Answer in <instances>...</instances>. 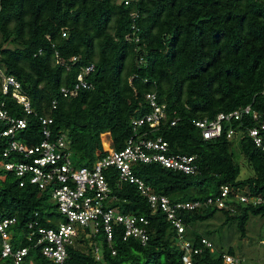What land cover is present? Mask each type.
<instances>
[{"label": "trees", "instance_id": "trees-1", "mask_svg": "<svg viewBox=\"0 0 264 264\" xmlns=\"http://www.w3.org/2000/svg\"><path fill=\"white\" fill-rule=\"evenodd\" d=\"M124 1L0 0V70L21 83L35 113L27 115L26 127L15 138L26 145L39 143V117L50 116L51 140L64 134L75 164L90 167L105 154L101 134L108 132L112 146L123 148L132 134L131 121L150 111L145 95L154 92L168 116L158 133L170 153L196 155L199 172L139 163L132 168L136 176L174 201H203L216 195L221 185L246 186L249 194L264 195V152L248 132L257 126L264 140V0ZM91 63L94 70L88 78L94 89L63 97L60 87L70 86L80 68ZM1 98L15 116L25 115L9 96L0 92ZM247 105L260 115L258 121L245 114L224 122L218 138L204 140L194 126L195 120ZM228 127L235 131L232 139L225 135ZM7 142L0 136V161L6 160L2 152ZM241 167L248 171L243 178ZM104 174L120 199V209L148 219V240L123 241L116 233L115 254L102 241L98 260L86 239L87 251L69 248L64 264H185V251L163 213L153 212L135 185L119 182L115 168L108 167ZM20 181L0 167V217H16L11 227L14 250L30 244L24 235L35 214L43 226H54L47 218H60L49 188L39 189L27 180L20 186ZM235 204V213L217 207L180 212L184 237L193 249L202 248L191 255V264H224L225 252L207 238L211 232L197 226L217 210L225 214V222L236 221L241 238L251 215L264 216V202ZM202 238L211 242L212 251L202 247ZM226 254L234 255L232 249ZM25 263L54 264L39 247L29 250ZM0 264H12V258L0 256Z\"/></svg>", "mask_w": 264, "mask_h": 264}, {"label": "built area", "instance_id": "built-area-1", "mask_svg": "<svg viewBox=\"0 0 264 264\" xmlns=\"http://www.w3.org/2000/svg\"><path fill=\"white\" fill-rule=\"evenodd\" d=\"M125 0L124 3H127ZM136 17V12H131ZM134 27V26H133ZM64 36V33L62 34ZM38 54L41 49H38ZM77 58L74 57L73 61ZM94 70L91 63L82 66L76 74L75 80L70 86H61L59 91L63 97H75L80 90H92L94 84L88 76ZM0 92L9 96L21 107L25 113L23 117H17L7 106L5 98L0 99V123L3 129L1 137H7V146L2 152L6 159L0 161V167L13 172L21 179L19 185L29 181L39 189L49 188L50 200L55 204L60 218L46 222H52L54 226H43L35 214L26 223L24 238L30 243L26 246L13 249L11 227L16 223V217H0V256L11 257L12 264H26L25 258L30 249L39 247L41 254L54 264H64L68 258V249L80 248V243L86 239L93 247L96 259H101V244L104 241L111 254H115L112 242L116 233L126 241L135 238L145 244L149 237V221L147 218L123 212L117 203L120 201L117 194L109 184L104 170L113 167L117 170V180L127 181L135 185L142 197H144L153 212L160 211L169 222L177 235V244L184 249L182 257L185 264H191V255L197 254L202 248H192L191 242L184 237L186 226L182 221L180 212L197 211L198 209L217 207L235 213V203L257 206L264 202V195L249 194L244 188H232L221 185L216 195L205 200L174 201L164 194H159L133 173V166L139 163H157L160 166L180 171L185 174L195 175L199 172L196 164V155L185 153H170L168 142L158 132L162 123L168 121L166 105L158 103L156 94L149 92L145 100L150 111L131 121L132 134L125 141L121 149L113 146L104 150L105 154L96 159L90 166H77L72 157L64 134L56 140H51L52 123L50 116H40L42 140L39 143L29 145L21 143L15 138L17 132L27 125V115L35 114L29 96L22 89L21 83L12 75H6L0 70ZM264 94V84L261 91ZM52 101V107H55ZM251 114L258 121L260 115L252 111L247 105L229 112H220L213 118H203L194 121L202 139L211 140L221 135L224 122L240 120L243 115ZM178 119H172L170 126L176 124ZM263 128L264 125L260 124ZM255 146L264 152V140L259 133V127L248 129ZM235 131L228 127L225 133L228 139H232ZM8 159V160H7ZM118 186V184H117ZM63 219V220H62ZM81 241V242H80ZM202 247L213 250L211 242L202 238ZM224 264H241L242 258L236 255L224 253Z\"/></svg>", "mask_w": 264, "mask_h": 264}, {"label": "rangeland", "instance_id": "rangeland-1", "mask_svg": "<svg viewBox=\"0 0 264 264\" xmlns=\"http://www.w3.org/2000/svg\"><path fill=\"white\" fill-rule=\"evenodd\" d=\"M115 1L119 3L121 0ZM100 139L103 150L112 147V140L108 132L104 135L101 134ZM237 144L235 143V153L238 154L237 159L240 162L239 144ZM247 174V169L241 167L239 178H243ZM243 187L246 189V186ZM225 218V214L217 210L212 218L199 222L197 226L200 231L211 232L207 238L215 249L225 253L232 249L234 255L243 259L242 264H264V216L251 215L249 217L243 238H241L236 221L225 222ZM79 246L82 250L86 249L84 242H81Z\"/></svg>", "mask_w": 264, "mask_h": 264}]
</instances>
